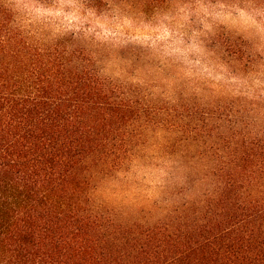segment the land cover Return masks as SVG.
I'll return each instance as SVG.
<instances>
[{
    "label": "trees",
    "instance_id": "16d2710c",
    "mask_svg": "<svg viewBox=\"0 0 264 264\" xmlns=\"http://www.w3.org/2000/svg\"><path fill=\"white\" fill-rule=\"evenodd\" d=\"M14 13L0 0V264H264V134L220 119L187 135L197 149L180 202L121 220L92 200L91 180L123 170L163 122L69 37Z\"/></svg>",
    "mask_w": 264,
    "mask_h": 264
},
{
    "label": "rangeland",
    "instance_id": "374dc122",
    "mask_svg": "<svg viewBox=\"0 0 264 264\" xmlns=\"http://www.w3.org/2000/svg\"><path fill=\"white\" fill-rule=\"evenodd\" d=\"M1 1L17 24L69 37L163 122L123 170L91 180L92 200L117 218L152 221L180 202L186 153L197 149L184 138L192 132L209 134L224 119L264 134V0H106L94 9L84 0Z\"/></svg>",
    "mask_w": 264,
    "mask_h": 264
}]
</instances>
